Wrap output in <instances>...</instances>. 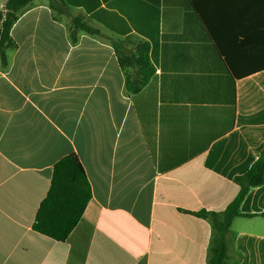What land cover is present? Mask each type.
Listing matches in <instances>:
<instances>
[{"label": "crops", "instance_id": "crops-1", "mask_svg": "<svg viewBox=\"0 0 264 264\" xmlns=\"http://www.w3.org/2000/svg\"><path fill=\"white\" fill-rule=\"evenodd\" d=\"M194 1L33 0L20 13L0 55V264H208L212 223L193 213L223 212L264 148V0ZM131 38L157 48L136 94L113 45ZM68 155L92 198L61 242L34 223ZM241 212L254 216L233 220L226 264H264V185Z\"/></svg>", "mask_w": 264, "mask_h": 264}, {"label": "trees", "instance_id": "trees-1", "mask_svg": "<svg viewBox=\"0 0 264 264\" xmlns=\"http://www.w3.org/2000/svg\"><path fill=\"white\" fill-rule=\"evenodd\" d=\"M32 1L7 0L4 10L0 11V55L4 64L7 63V49L15 46L11 37V29L20 13ZM49 1L50 7L59 11L60 0ZM192 4L196 11H199L194 0ZM73 22L77 29L92 35L100 34L98 30L84 23L80 18H74ZM72 40L77 41L76 37ZM113 45L122 68L124 70L135 69L131 74L126 72L125 85L130 94H136L148 84L155 73L154 57L157 48H154L152 54L149 43L141 42L138 51L130 54L122 51L116 43ZM235 183L239 187V192L223 212L202 210L193 213L198 217L209 219L212 223L213 235L208 264H226L228 259L227 234L233 220L239 216H254L243 214L241 205L251 189L264 185V148L250 168L235 177ZM91 198L92 188L85 171L74 156H65L54 166L51 186L37 211L34 229L54 240L66 241L82 219Z\"/></svg>", "mask_w": 264, "mask_h": 264}, {"label": "rangeland", "instance_id": "rangeland-1", "mask_svg": "<svg viewBox=\"0 0 264 264\" xmlns=\"http://www.w3.org/2000/svg\"><path fill=\"white\" fill-rule=\"evenodd\" d=\"M104 37H107L104 35ZM137 42V39L136 38H131L127 41V44L130 46L128 50H126L128 53L130 54H134L135 51L137 52L138 51V46H136V43ZM136 49V50H135Z\"/></svg>", "mask_w": 264, "mask_h": 264}]
</instances>
